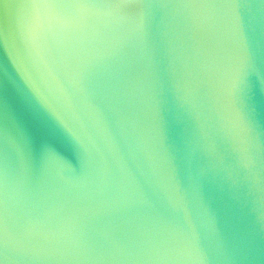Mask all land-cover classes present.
<instances>
[{"label": "water", "instance_id": "obj_1", "mask_svg": "<svg viewBox=\"0 0 264 264\" xmlns=\"http://www.w3.org/2000/svg\"><path fill=\"white\" fill-rule=\"evenodd\" d=\"M24 2L0 0L11 264H264V0H58L16 27Z\"/></svg>", "mask_w": 264, "mask_h": 264}, {"label": "snow or ice", "instance_id": "obj_2", "mask_svg": "<svg viewBox=\"0 0 264 264\" xmlns=\"http://www.w3.org/2000/svg\"><path fill=\"white\" fill-rule=\"evenodd\" d=\"M65 6H73V5H66L64 3L58 2V0H30V2H24L21 9H20V15L18 16L17 20L15 21V26L19 27L22 25V23L28 19L27 17V10L34 9V8H56V7H65ZM80 7H92L94 5H75ZM111 7H142L143 5L136 2H131V0H121L120 3H116L113 5H109ZM230 8L233 9H239L241 7H244L242 3H240V0H232V2L227 5ZM239 22V15L237 14L235 16L234 20V26L237 27ZM8 226L6 220L4 221L2 228H0V240H2L3 244V254L0 255V264H11V257L9 256L8 252Z\"/></svg>", "mask_w": 264, "mask_h": 264}]
</instances>
